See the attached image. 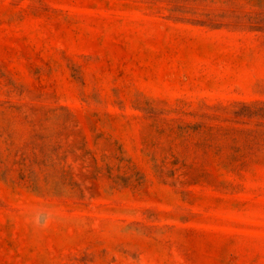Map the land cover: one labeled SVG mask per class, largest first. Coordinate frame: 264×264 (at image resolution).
Segmentation results:
<instances>
[{
  "label": "rangeland",
  "instance_id": "374dc122",
  "mask_svg": "<svg viewBox=\"0 0 264 264\" xmlns=\"http://www.w3.org/2000/svg\"><path fill=\"white\" fill-rule=\"evenodd\" d=\"M0 264H264V0H0Z\"/></svg>",
  "mask_w": 264,
  "mask_h": 264
}]
</instances>
